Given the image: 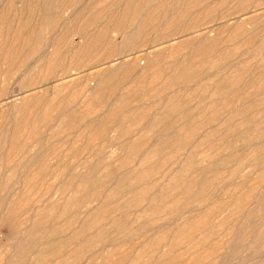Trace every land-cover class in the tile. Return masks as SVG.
<instances>
[{"label": "rangeland", "instance_id": "rangeland-1", "mask_svg": "<svg viewBox=\"0 0 264 264\" xmlns=\"http://www.w3.org/2000/svg\"><path fill=\"white\" fill-rule=\"evenodd\" d=\"M262 36L264 0H0V264H264ZM163 97L178 107L140 153L164 149L128 185L116 154ZM77 167L93 168L79 197ZM172 173L190 189L142 216ZM187 211L207 213L202 232L163 241Z\"/></svg>", "mask_w": 264, "mask_h": 264}, {"label": "bare ground", "instance_id": "bare-ground-1", "mask_svg": "<svg viewBox=\"0 0 264 264\" xmlns=\"http://www.w3.org/2000/svg\"><path fill=\"white\" fill-rule=\"evenodd\" d=\"M133 15H135V13H133ZM260 43H261V48L264 49V36H262V40ZM148 57L149 56L146 54L144 61L140 64L139 77H142L143 75H145L148 72V70L153 68V66L155 67L158 65L156 60L151 61L148 59ZM188 61H189V59H188ZM188 61L187 60L183 61L181 63V65L187 64V67L189 68L188 64H190L191 62L188 63ZM187 67L185 69H187ZM186 74H187V71H186ZM222 76H223V79L228 84H234V83H236V81L238 80L240 75H239L238 71L236 72L235 70H229V71H223ZM251 81L252 80H250L249 82L248 81L245 82V84L243 85L244 90H249V89L253 88V82L251 83ZM87 94H88V92L85 93L86 98L89 97V95H87ZM126 101L127 100H125V99L121 100V96L116 97L114 102L109 106V112H108L109 115L113 117L118 112H120L122 109H124V105L127 104ZM86 104L88 105V103H86ZM177 105H178V102L173 98H171L170 101H169V98H167V97L161 98L159 100V106L157 107L156 111L152 112V114H151V121L148 124L147 130H145V131L141 130L140 132L136 133L135 135H132L131 138H133V136L134 137L137 136V138L131 139V141H129V143L126 144L125 147H122V149L120 151L118 150V152L116 154V156L118 158L116 159L115 163H117V166H118L117 171L121 172L120 173L121 175L119 177L120 181H123L124 183L126 182V183H128V185L130 184L133 186L134 181L136 182L137 177L146 171L145 165L147 163L149 164L151 161H154L156 159V157L161 154V152L164 149V146L159 144V143H152L151 145H149L148 150L140 153L141 137H144L146 133L151 132L153 130V127L159 121V117H161V112H164V113L171 112L172 110H174L175 108L178 107ZM235 115L237 116L239 114L235 113ZM104 117H105V115H99L98 116V118L101 120L102 123H103ZM105 120H106V118H105ZM225 125H227V124L225 123V121H223L222 127H224ZM101 129H102L101 125L97 127V130H101ZM228 129L229 128L226 127L224 129V131H227ZM14 133L18 134L17 129ZM13 139L15 140V138H13ZM152 139H160V138L157 137V135H156ZM12 140H11V142H12L11 148L14 149L15 147H18V143L13 142ZM134 156L136 159L133 161V163L131 165H129L127 167L128 169H126V165L128 163H130L131 157H134ZM128 158H129V161H128ZM153 167L154 166L152 165V167L150 169L151 170L154 169ZM76 169H78L77 171L79 172L80 177H79L78 183L75 185V189L73 190L72 195L79 197L81 194L80 191L83 190V188H81V186L84 184L83 178L87 176V173L93 172V168L87 170L84 168H78L77 167ZM88 171H90V172H88ZM178 176H179L178 174L172 173V174H168L165 178H163L162 179L163 183L159 187V189L161 190V193L156 198H151V199L143 198L141 200L136 201L135 204L137 206L144 205V207L146 208V210L144 211L142 216L147 215V214L156 213L157 209H158L157 208L158 204H160L161 201L164 200L165 196L168 195V192L169 193L170 192H177L180 190L183 191L184 188L186 189V191L188 189H190V186L186 188V186L184 187L183 184H180L178 182V180H179ZM86 180H87V178H86ZM30 181H31L30 177L26 178L22 182L23 183L22 187L27 188L30 184ZM205 183H206V180L203 181L202 184H198L199 185L198 188L203 187L205 185ZM163 186H164V188H163ZM189 204H192V203H189ZM4 209H5V218H7L8 216H12L14 214V212L11 209H9L7 207H5ZM106 210H107V208L103 204L100 207H98L95 211H93L91 213V215L94 219V220H92V221H94L93 223L99 222V219L101 217H103L102 215L104 213H106ZM35 217L36 216H34V220H35ZM208 218L209 217H208L206 212L204 214L195 215L194 213H192V212L189 213V211H187L186 213L179 215L175 219L173 225L171 226V231L167 234V236H165L163 238V241H166L167 243H169V242L170 243H177V242H180V240L189 239V238L191 239V238L196 237L199 232H202L200 229L202 228V225L206 224V222L208 221ZM33 225H34V221L32 222V226ZM29 230H31V229H28V231ZM82 230L83 229H81V231ZM28 237H29V235H28ZM145 247L146 248L150 247V245L147 243ZM146 248H143V249L145 250ZM159 263H160V258H158L154 262V264H159Z\"/></svg>", "mask_w": 264, "mask_h": 264}]
</instances>
